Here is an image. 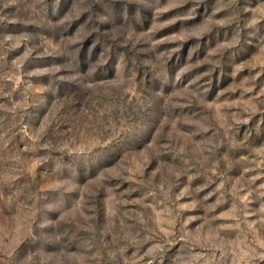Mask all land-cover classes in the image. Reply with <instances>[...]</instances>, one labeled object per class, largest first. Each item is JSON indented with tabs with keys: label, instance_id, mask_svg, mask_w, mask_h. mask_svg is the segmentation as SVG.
<instances>
[{
	"label": "rangeland",
	"instance_id": "obj_1",
	"mask_svg": "<svg viewBox=\"0 0 264 264\" xmlns=\"http://www.w3.org/2000/svg\"><path fill=\"white\" fill-rule=\"evenodd\" d=\"M0 264H264V0H0Z\"/></svg>",
	"mask_w": 264,
	"mask_h": 264
}]
</instances>
